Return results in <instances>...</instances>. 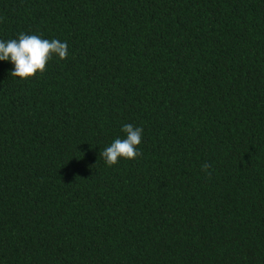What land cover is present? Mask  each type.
I'll use <instances>...</instances> for the list:
<instances>
[{
    "label": "trees",
    "instance_id": "1",
    "mask_svg": "<svg viewBox=\"0 0 264 264\" xmlns=\"http://www.w3.org/2000/svg\"><path fill=\"white\" fill-rule=\"evenodd\" d=\"M20 33L68 56L0 61V264H264V0H0Z\"/></svg>",
    "mask_w": 264,
    "mask_h": 264
},
{
    "label": "clouds",
    "instance_id": "2",
    "mask_svg": "<svg viewBox=\"0 0 264 264\" xmlns=\"http://www.w3.org/2000/svg\"><path fill=\"white\" fill-rule=\"evenodd\" d=\"M66 59L68 56L67 42L53 39H42L38 35L20 33L18 39L8 41L0 40V61L10 60L14 64L11 75L27 79L37 72L43 73L48 61L54 56ZM122 131L126 133L125 139L117 138L102 153V157L108 166L119 163V158L135 159L141 153L137 146L142 142L143 129L132 124H124ZM207 163L202 165V170L210 176Z\"/></svg>",
    "mask_w": 264,
    "mask_h": 264
}]
</instances>
